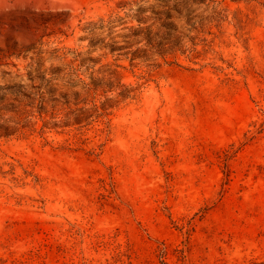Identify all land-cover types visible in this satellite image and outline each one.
Here are the masks:
<instances>
[{
  "label": "rangeland",
  "instance_id": "obj_1",
  "mask_svg": "<svg viewBox=\"0 0 264 264\" xmlns=\"http://www.w3.org/2000/svg\"><path fill=\"white\" fill-rule=\"evenodd\" d=\"M0 264H264V0H0Z\"/></svg>",
  "mask_w": 264,
  "mask_h": 264
},
{
  "label": "trees",
  "instance_id": "obj_2",
  "mask_svg": "<svg viewBox=\"0 0 264 264\" xmlns=\"http://www.w3.org/2000/svg\"><path fill=\"white\" fill-rule=\"evenodd\" d=\"M125 89H123L122 91L119 92V98L117 99H106V101L101 102V106L95 104V107L98 109L99 107L103 108V111L101 114L107 113L109 111V108L112 107V102H120L129 98H134L136 97V93L139 90V87H133L131 85H124ZM84 88H86V90L88 92L94 91L97 92L99 90H102V92L106 93L108 91H113L116 90L114 85H110L109 82H105V81H98L95 79H92L91 82H87L84 83ZM21 93H24L23 90L19 91ZM6 135H10L12 134L10 131H7L5 133Z\"/></svg>",
  "mask_w": 264,
  "mask_h": 264
}]
</instances>
